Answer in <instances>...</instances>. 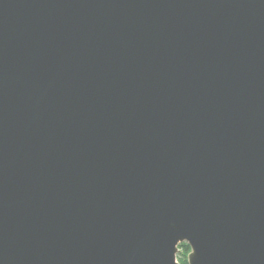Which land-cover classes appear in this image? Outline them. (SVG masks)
I'll use <instances>...</instances> for the list:
<instances>
[{"label":"water","instance_id":"water-1","mask_svg":"<svg viewBox=\"0 0 264 264\" xmlns=\"http://www.w3.org/2000/svg\"><path fill=\"white\" fill-rule=\"evenodd\" d=\"M264 264V0H0V264Z\"/></svg>","mask_w":264,"mask_h":264},{"label":"trees","instance_id":"trees-1","mask_svg":"<svg viewBox=\"0 0 264 264\" xmlns=\"http://www.w3.org/2000/svg\"><path fill=\"white\" fill-rule=\"evenodd\" d=\"M179 253H178V260L182 264H188V254L191 250L190 245L186 242L179 244Z\"/></svg>","mask_w":264,"mask_h":264}]
</instances>
